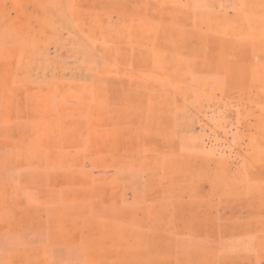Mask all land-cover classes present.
<instances>
[{
  "label": "rangeland",
  "instance_id": "rangeland-1",
  "mask_svg": "<svg viewBox=\"0 0 264 264\" xmlns=\"http://www.w3.org/2000/svg\"><path fill=\"white\" fill-rule=\"evenodd\" d=\"M0 264H264V0H0Z\"/></svg>",
  "mask_w": 264,
  "mask_h": 264
},
{
  "label": "crops",
  "instance_id": "crops-1",
  "mask_svg": "<svg viewBox=\"0 0 264 264\" xmlns=\"http://www.w3.org/2000/svg\"><path fill=\"white\" fill-rule=\"evenodd\" d=\"M0 116H1V117L3 118V120H4L5 114L2 113V114H0ZM4 126H5V122L0 123V136L3 135V131H4V129H5ZM4 153H5L4 148H3V147H0V168H8V167H9V165L6 163ZM6 199H7V197H5V196H0V200H6Z\"/></svg>",
  "mask_w": 264,
  "mask_h": 264
}]
</instances>
